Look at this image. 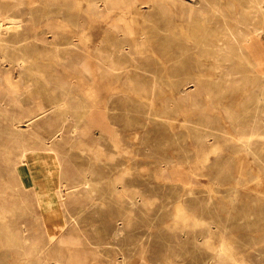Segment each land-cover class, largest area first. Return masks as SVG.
I'll return each mask as SVG.
<instances>
[{"label": "rangeland", "instance_id": "obj_1", "mask_svg": "<svg viewBox=\"0 0 264 264\" xmlns=\"http://www.w3.org/2000/svg\"><path fill=\"white\" fill-rule=\"evenodd\" d=\"M145 1L0 0L3 37L39 47L43 73L66 83L34 75L29 90L0 53L1 83L18 86L0 87V264H264L263 20L217 60L193 24L207 6L188 21L193 0ZM239 1L218 0L226 13ZM71 39L89 51H72L75 72L51 45ZM60 87L81 99L82 122L47 103ZM22 155L40 176L25 177Z\"/></svg>", "mask_w": 264, "mask_h": 264}, {"label": "bare ground", "instance_id": "obj_2", "mask_svg": "<svg viewBox=\"0 0 264 264\" xmlns=\"http://www.w3.org/2000/svg\"><path fill=\"white\" fill-rule=\"evenodd\" d=\"M128 5L126 10L130 11V7L132 2H137L140 5L143 4H147L148 1L145 0H125ZM151 1V0H150ZM149 1V2H150ZM182 2L187 1V0H181ZM89 5L92 4L93 0H88ZM232 2V1H231ZM229 2L228 4V13H226V10L223 8V6L220 5V3L218 2V0H193V3L191 5V7L189 8V15H188V21H191L194 17V12L199 11V12H204L205 7L207 6V11H209L208 13L211 14V16L203 17V22L201 23H196L193 20V24H195L196 28L197 26L203 30V32H201V36H202V43H201V50L204 51L205 53H213L214 58H216L217 60L223 59L224 61H227L228 59H230L231 55H234V52H236V49H240V48H236L235 46H232L233 43H236V45H238L237 43H239L241 38H248L249 35H251V33L255 30V24L257 23L256 18H258L259 16L262 18L263 20V24H264V0H240L238 2V4L236 5L235 3H231ZM8 5V4H6ZM6 5L2 4L0 2V10H1V6L5 7ZM10 5V4H9ZM181 5V3H180ZM16 6V5H14ZM138 6V5H137ZM34 7V6H33ZM78 7V6H77ZM142 7V6H141ZM184 7V6H183ZM13 8V7H11ZM90 8V6H89ZM185 9V8H182ZM239 9V10H238ZM124 11V10H123ZM122 11V12H123ZM128 13V12H127ZM127 13H124L127 14ZM202 15V14H201ZM206 15V14H205ZM112 16V15H111ZM114 18V17H113ZM122 18V17H121ZM11 16L8 14V12L6 13H1L0 11V53L2 54V58H1V62L2 64L8 63L11 67L12 70H18L20 74L23 75L19 76L18 78L21 79L20 81L23 82V84L29 89L31 86H36L38 85L40 82L38 80H32V77L35 75H37L38 77H40V81H42V83L46 86V87H50L52 85V83H55V86H64L62 84H58L56 81L50 80L48 77H46V75L43 73L42 71V67L40 66L38 59L36 58H32L31 54L36 55V53L38 52V48L36 45L33 46H27L26 44L24 45H20V43L18 41V38H14L12 40H7L5 39L3 36V28L5 26L6 21L10 20ZM181 19H183V17L181 16ZM122 20V19H121ZM186 20V18H185ZM229 20V21H228ZM125 21V20H124ZM184 21V20H183ZM233 23V26L229 25V22ZM261 21V20H259ZM211 22L214 24L215 28L214 29H210L206 30L205 29V25H210ZM256 22V23H255ZM262 24V23H261ZM121 25V24H120ZM19 27V26H18ZM128 27V26H127ZM116 29V27H115ZM251 30V31H250ZM130 32V31H129ZM132 34V33H131ZM195 36V35H194ZM253 36V35H252ZM125 39V38H124ZM37 43H41L42 45H45V49L47 48L46 46L49 45V43H45L44 38H41L40 40H36ZM189 42V40H187ZM194 41V40H193ZM247 42V41H246ZM249 42V41H248ZM250 44V43H249ZM51 45H53L54 47V58L57 60V63H62V65H66L67 69H70L71 71L75 72L76 69L78 68V64L75 63V60L80 59L78 56L73 55L72 51H78L79 49L81 51L84 52H89L88 49L86 48H82V47H78L76 42L74 40L71 39V41L66 42V43H62V42H58V43H51ZM240 47V46H239ZM31 48H32V52H31ZM62 54V55H61ZM236 54V53H235ZM245 54V53H244ZM264 54V53H263ZM37 56V55H36ZM84 59L83 64L81 65V72L86 73L87 75L91 76L94 75V69H95V65L92 59V56H89V58H86L84 56H82ZM244 57V56H243ZM95 58V57H94ZM87 59V60H86ZM244 59L247 62V65H251V63L249 62V60L247 58L244 57ZM101 60V59H100ZM239 60V59H238ZM254 60V59H253ZM231 61V60H230ZM240 61V60H239ZM245 61L243 63H246ZM220 63V62H219ZM241 62H237V65ZM242 63V65H243ZM46 64V63H45ZM216 65V64H215ZM226 66V65H225ZM240 66V65H239ZM110 69L113 71L116 70H120V69H124L123 65L120 64H115V63H111L110 64ZM249 67V66H248ZM252 68V66H250ZM264 67V66H263ZM106 68V67H105ZM256 68V67H255ZM219 69V68H218ZM236 69V68H235ZM247 69V68H246ZM97 70V68H96ZM245 70V69H244ZM261 70V69H260ZM48 71V70H47ZM127 71V70H125ZM129 71V70H128ZM127 71V72H128ZM131 71V70H130ZM65 72V71H64ZM97 72V71H96ZM95 72V73H96ZM126 72V73H127ZM223 72V71H222ZM245 72V71H244ZM260 72V71H259ZM46 73V71H45ZM123 73V72H122ZM235 73V72H234ZM255 73V72H254ZM47 74V73H46ZM64 74V73H63ZM98 74V73H97ZM115 74V72H114ZM125 74V73H124ZM228 74V73H227ZM241 74V73H240ZM62 75V74H61ZM121 75V74H120ZM229 75V74H228ZM245 75V74H244ZM70 76V75H69ZM74 76V75H73ZM130 76V75H129ZM120 77V76H119ZM128 77V76H127ZM71 78V76H70ZM122 78V77H121ZM65 79V78H64ZM73 79V78H72ZM127 79V78H126ZM244 79V78H243ZM15 79L13 78H2V82L1 83V78H0V87L2 85H4L3 87H6L7 89H9L12 92H16L18 86H16V84L13 82ZM66 80V79H65ZM68 80V79H67ZM93 80L94 76H93ZM227 80V78H226ZM18 81V80H17ZM16 81V82H17ZM127 81V80H126ZM245 81V80H244ZM71 83H73L72 81H70ZM219 82V81H218ZM217 82V83H218ZM223 82V81H222ZM236 82V81H235ZM70 84V87L72 86V84ZM2 84V85H1ZM57 88V87H56ZM63 90V93H61L60 95H51L49 96V98H45L47 103H50L52 105V107H55L59 110H63V109H67V108H72L74 109V113H76V117L77 120L79 122H82L84 119H86V112L83 113L82 109H83V103L81 101V99H78V97H73L71 92L69 91L70 89H65L60 87ZM148 88V87H147ZM49 89V88H48ZM246 89V88H245ZM30 90V89H29ZM97 90V89H96ZM100 90V89H99ZM31 96V94H30ZM31 98V97H29ZM214 98V97H213ZM32 100V98H31ZM37 100V99H36ZM35 99L32 100V102L36 101ZM41 100L42 102H44L43 99H38ZM86 106V105H85ZM87 109V108H86ZM79 110H81L82 112H80ZM248 113V112H247ZM88 114V113H87ZM90 114V113H89ZM245 115V114H244ZM170 125V124H169ZM58 140V139H57ZM19 142V141H18ZM6 143V142H5ZM45 143V142H44ZM9 145V144H8ZM43 145V144H42ZM41 145V146H42ZM53 145V144H52ZM5 146V145H4ZM19 146V145H18ZM50 146V145H49ZM43 147V146H42ZM45 147V146H44ZM43 147V148H44ZM51 147V146H50ZM50 149V148H49ZM57 149V148H55ZM30 150V148H29ZM48 150V149H47ZM54 153V152H53ZM57 153V152H56ZM55 153V154H56ZM67 154V153H65ZM39 155V153H38ZM59 155V154H58ZM20 163H24L26 168H25V174H26V178H37L38 176H40V174L42 173V171L39 169V166H37V162L36 161H26V159H24V155L19 157ZM59 157H57L58 159ZM29 159V158H28ZM27 159V160H28ZM31 159V158H30ZM33 160V159H32ZM39 160V159H38ZM56 160V159H55ZM27 163V164H26ZM33 166L32 170H30L29 165ZM62 165V164H61ZM62 167V166H61ZM55 168V167H54ZM63 168V167H62ZM50 170V169H49ZM45 171V170H44ZM53 171V170H52ZM51 171V172H52ZM57 171V170H55ZM62 171V170H61ZM59 172V170H58ZM57 173V172H56ZM61 173V172H60ZM56 175V174H55ZM45 176V175H44ZM50 176V174H49ZM48 176V177H49ZM59 176V175H58ZM62 177V175H60ZM43 177V176H42ZM53 177V176H52ZM57 177V176H56ZM58 178V177H57ZM51 180V179H50ZM58 180V179H57ZM62 181V180H61ZM54 182V181H53ZM63 182V181H62ZM56 183V182H55ZM61 184V182H60ZM63 184V183H62ZM61 184V185H62ZM9 189L11 190L12 195H17L19 196V192L21 193L22 190L20 191V189L24 188L26 186V182L25 181H18L17 179L13 180H9ZM57 185V184H56ZM54 185V186H56ZM59 185V184H58ZM64 185V184H63ZM62 185V186H63ZM50 186V185H49ZM60 186V185H59ZM66 186V185H65ZM81 186V185H80ZM85 186V185H84ZM75 187V186H74ZM77 187V186H76ZM7 188V190H8ZM63 188V187H62ZM260 188V187H259ZM258 188V189H259ZM58 189V188H57ZM257 189V188H256ZM66 191V190H65ZM23 193V192H22ZM22 201H26L27 196H25L24 194H22ZM61 198V197H60ZM54 199V198H53ZM64 200V199H63ZM16 202V201H15ZM21 202V201H20ZM45 202V201H44ZM63 202V201H62ZM61 203V202H60ZM250 215V214H249ZM15 216V214H14ZM9 218V216H8ZM75 226V225H74ZM8 237V236H7ZM7 243V242H6ZM40 249V248H39ZM238 250V249H237ZM69 251V250H68ZM39 252V251H38ZM42 254V253H41ZM44 254V253H43ZM44 256V255H43ZM30 258V257H29ZM42 261V260H41ZM55 261V260H54ZM57 261V260H56ZM58 262V261H57ZM43 263V262H42ZM48 263V262H47Z\"/></svg>", "mask_w": 264, "mask_h": 264}]
</instances>
